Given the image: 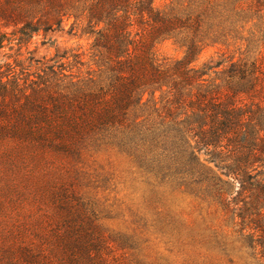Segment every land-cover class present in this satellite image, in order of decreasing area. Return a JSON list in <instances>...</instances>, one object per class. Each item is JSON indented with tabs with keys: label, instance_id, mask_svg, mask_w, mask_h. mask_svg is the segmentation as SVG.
I'll list each match as a JSON object with an SVG mask.
<instances>
[{
	"label": "trees",
	"instance_id": "obj_1",
	"mask_svg": "<svg viewBox=\"0 0 264 264\" xmlns=\"http://www.w3.org/2000/svg\"><path fill=\"white\" fill-rule=\"evenodd\" d=\"M68 23L88 52L24 58ZM1 52L0 147L41 208L0 227V264H264V0H0ZM102 152L146 186L122 218Z\"/></svg>",
	"mask_w": 264,
	"mask_h": 264
},
{
	"label": "rangeland",
	"instance_id": "obj_2",
	"mask_svg": "<svg viewBox=\"0 0 264 264\" xmlns=\"http://www.w3.org/2000/svg\"><path fill=\"white\" fill-rule=\"evenodd\" d=\"M165 2L166 0H156L157 5H163ZM69 28L70 24L68 23L65 24L63 31L51 34L47 39L44 37L36 38L31 46L32 54H25L24 58L32 55L38 60H50L56 58V55L63 54L65 51L70 49H80L82 52H88L89 45L91 43L90 38L87 36L82 38L74 36L69 33ZM5 53L9 52L5 51ZM5 53L1 52V60H5ZM162 55L168 58H175L180 57L181 52L178 49H175V47L171 44H166L163 46ZM218 59H220V56L216 54L215 49L211 48L204 52L199 61V65ZM12 151V148L0 147V153L3 154L0 156V197L8 195L7 190L4 189V187L6 184L10 183L8 181L15 178L16 184L19 185L23 193L26 194V196L31 195L26 198V203L23 204L19 201V199L12 197L16 201L12 202L13 204L16 203L14 206L10 204L5 205L4 203L7 202H4V198L3 200L0 199V203L2 204V207H0V227L5 225L8 226V229L15 230L14 227H26L25 225L31 223V217L36 214V211H40L41 207L38 203L39 194L36 193V191H39V186H32L35 182L33 179L34 175H32L28 169L24 170L22 173L18 172L21 169V166L11 167L10 165L12 163H7L10 160L7 155H10ZM96 160V165L99 170L103 172V177L105 178V182H103L105 185L102 183L101 186H109V188L107 187L109 190L104 193L103 196L106 197L109 193L105 205L107 206V211L111 217L119 215V218H122V216L127 214L130 208H135L142 204V197L146 192V186L141 183L138 176L131 175L128 171L127 163L122 161V158L114 155L112 156L110 153L102 152L97 156ZM25 162L29 165L32 164L29 159H25ZM18 165H20V163ZM51 165L52 164L49 161L44 160L40 163L38 172L50 171L51 174L55 173V170L58 167L54 169ZM17 172L18 174H16ZM13 173L15 174V178L13 177ZM28 176L30 181H27ZM106 179H108V182H106ZM98 192H100L99 189ZM180 204L182 207H187L188 200H182ZM12 208H16L17 210ZM116 223L120 224V221H116ZM50 235L52 234L48 232L44 233V236L46 237H49Z\"/></svg>",
	"mask_w": 264,
	"mask_h": 264
}]
</instances>
